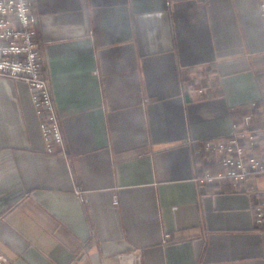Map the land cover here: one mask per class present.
Returning a JSON list of instances; mask_svg holds the SVG:
<instances>
[{"label": "crops", "instance_id": "0c3cea01", "mask_svg": "<svg viewBox=\"0 0 264 264\" xmlns=\"http://www.w3.org/2000/svg\"><path fill=\"white\" fill-rule=\"evenodd\" d=\"M33 2L66 154L47 153L27 83L0 77V255L264 264L259 197L197 181L225 172L208 144L234 130L257 136L262 155L258 0ZM250 185L264 194V173Z\"/></svg>", "mask_w": 264, "mask_h": 264}, {"label": "built area", "instance_id": "2783aa9c", "mask_svg": "<svg viewBox=\"0 0 264 264\" xmlns=\"http://www.w3.org/2000/svg\"><path fill=\"white\" fill-rule=\"evenodd\" d=\"M258 4L264 23V0H258ZM33 7V0H0V77L27 83L47 153L66 154L57 104L45 78L46 67ZM257 108V103L252 104L251 112ZM253 119L251 113L246 119L247 126L253 124ZM258 141L257 136L249 131L245 134L234 130L228 139L209 143L208 147L215 148L220 154L221 164L226 170L215 177L206 174L197 181L220 187L231 185L235 192L245 191L250 196H258L259 200L253 206L254 219L256 226L264 229V194L250 188V178L264 173V148L260 157L252 153ZM245 145L249 146L248 149ZM77 195L81 201L86 200L83 191H78ZM171 239V235L165 236V242ZM137 263L142 264L141 256H137ZM0 264L11 263L5 256L0 255Z\"/></svg>", "mask_w": 264, "mask_h": 264}, {"label": "trees", "instance_id": "16d2710c", "mask_svg": "<svg viewBox=\"0 0 264 264\" xmlns=\"http://www.w3.org/2000/svg\"><path fill=\"white\" fill-rule=\"evenodd\" d=\"M263 105H264V101H262L261 103L258 104L259 107L260 106L262 107ZM234 115H235V113H234ZM243 115L246 116L247 115V112H243Z\"/></svg>", "mask_w": 264, "mask_h": 264}]
</instances>
